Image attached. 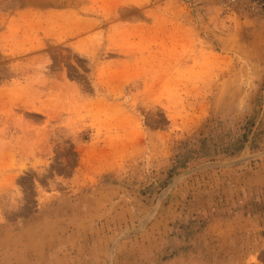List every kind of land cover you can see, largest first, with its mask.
<instances>
[{"label":"rangeland","instance_id":"374dc122","mask_svg":"<svg viewBox=\"0 0 264 264\" xmlns=\"http://www.w3.org/2000/svg\"><path fill=\"white\" fill-rule=\"evenodd\" d=\"M0 264H264V14L0 0Z\"/></svg>","mask_w":264,"mask_h":264},{"label":"built area","instance_id":"2783aa9c","mask_svg":"<svg viewBox=\"0 0 264 264\" xmlns=\"http://www.w3.org/2000/svg\"><path fill=\"white\" fill-rule=\"evenodd\" d=\"M223 10L235 14L257 16L264 14V0H218Z\"/></svg>","mask_w":264,"mask_h":264}]
</instances>
